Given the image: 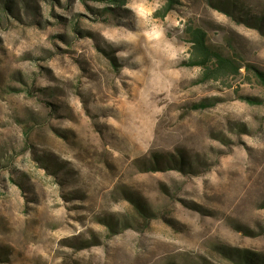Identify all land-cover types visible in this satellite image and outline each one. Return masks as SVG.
I'll use <instances>...</instances> for the list:
<instances>
[{
    "label": "rangeland",
    "instance_id": "rangeland-1",
    "mask_svg": "<svg viewBox=\"0 0 264 264\" xmlns=\"http://www.w3.org/2000/svg\"><path fill=\"white\" fill-rule=\"evenodd\" d=\"M164 6L0 0V264L264 259V0ZM190 26L240 73L203 82Z\"/></svg>",
    "mask_w": 264,
    "mask_h": 264
},
{
    "label": "trees",
    "instance_id": "trees-1",
    "mask_svg": "<svg viewBox=\"0 0 264 264\" xmlns=\"http://www.w3.org/2000/svg\"><path fill=\"white\" fill-rule=\"evenodd\" d=\"M112 4L120 2V0H109ZM180 3V0H165V6L161 11V16L165 17L171 13L176 6ZM262 23V22H261ZM263 29L262 26H260ZM186 33L190 39L192 45L191 58L188 62L189 67H199L203 70L202 81L208 82L212 80H218L220 77H226L231 75H238L242 66L238 65L237 62L225 55L220 49L212 46L208 41L207 32L199 27L190 26L186 29ZM254 75L258 81L264 85V72L253 68ZM251 103H254V99H249ZM202 108L209 107L207 103H201ZM157 167L165 164L174 163L177 167L184 168L185 162L183 158L181 160L174 159V156H154ZM158 171V170H155ZM137 213L145 219H152V211L143 205L136 206ZM127 221L124 220L125 224ZM237 251V262L239 264H264V259H261L256 253L250 251Z\"/></svg>",
    "mask_w": 264,
    "mask_h": 264
}]
</instances>
